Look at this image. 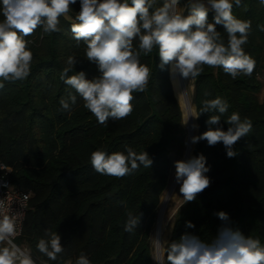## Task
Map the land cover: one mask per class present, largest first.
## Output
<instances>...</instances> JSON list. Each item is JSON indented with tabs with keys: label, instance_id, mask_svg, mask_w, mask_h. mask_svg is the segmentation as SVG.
<instances>
[{
	"label": "trees",
	"instance_id": "trees-1",
	"mask_svg": "<svg viewBox=\"0 0 264 264\" xmlns=\"http://www.w3.org/2000/svg\"><path fill=\"white\" fill-rule=\"evenodd\" d=\"M162 3L157 0V6ZM71 8L67 17L60 18L61 32L42 35L38 28L26 37L32 41L31 73L24 81L4 82L0 89V164L10 183L29 193L22 234L15 243L30 249L37 264H75L81 253L92 264H152L151 234L160 199L170 182V151L181 147L185 137L169 66L160 67L158 49L142 54L140 62L149 67L150 77L143 92L133 93L131 115L109 119L107 126L98 123L84 108L82 98L60 79L70 55H75L78 63L69 75L83 71L89 80L100 75L98 67L85 58L84 42L78 44L71 33L79 0ZM232 11L238 19L251 21L243 48L256 61L255 70L250 77L241 74L233 79L222 68L205 66L202 74L192 79L195 112L204 99L217 96L229 105L219 125L206 124L209 116L218 112L195 118L199 126L196 135L209 127L226 131V118L233 112L250 120L252 128L234 145V158L227 157L222 143L209 146L200 141L193 145L192 157H206L211 184L194 201L180 204L168 241L185 232L210 241L222 224L216 213L224 211L233 229L264 244V100L258 98L264 75V31L258 25H264V6L259 0H242ZM213 15L210 11L209 22ZM217 31L227 43L224 28L218 25ZM205 91L210 95L205 96ZM69 93L77 95L70 112L60 104ZM126 146L137 153L146 151L153 161L151 167L141 166L117 179L101 175L91 166L93 151L111 154L124 152ZM126 210L140 217L131 233L124 231ZM188 221L195 228H186ZM49 228L61 236L64 247L55 261L36 248Z\"/></svg>",
	"mask_w": 264,
	"mask_h": 264
},
{
	"label": "clouds",
	"instance_id": "clouds-1",
	"mask_svg": "<svg viewBox=\"0 0 264 264\" xmlns=\"http://www.w3.org/2000/svg\"><path fill=\"white\" fill-rule=\"evenodd\" d=\"M241 2L188 0L181 8L180 0H163L160 6L157 0H79L80 10L75 14L76 22L71 24V33L78 44L84 42L85 58L98 67L100 75L91 80L86 79L83 71L69 75L78 63L77 57L70 55L60 79L82 98L84 108L98 123L107 126L109 119L121 120L131 115L133 93L143 92L150 77V69L140 62V57L154 48L158 49L160 67L170 66L173 75L185 79L197 78L205 66L222 68L233 79L241 74L250 77L256 61L243 46L251 33V21L238 19L232 11L234 4L240 6ZM76 3L77 0H0V89L4 88V82L29 77L33 52L29 47L32 41L26 37L38 28L42 29V35L61 32L60 18L67 17ZM259 3L264 6V0ZM210 11L214 14L212 22L208 19ZM218 25L227 33V43L217 31ZM258 28L264 31V25ZM134 41H138V47H134ZM204 95L210 93L205 91ZM76 101L77 95L69 93L60 99V104L70 112ZM228 106L219 96L204 99L199 112L193 110L189 116L198 119L201 114L218 112L219 115H210L206 124L219 125ZM187 122L188 119L184 123ZM225 122L229 125L226 131L222 127H209L192 136L191 143L207 141L209 146L222 143L227 157L234 158L237 155L234 145L251 131L252 124L236 112ZM198 127L192 125L193 129ZM90 163L99 174L119 179L141 166L150 168L153 161L146 151L137 153L126 146L124 152L111 154L97 149L91 153ZM175 169V180L185 203L194 201L210 187L211 180L206 175L210 167L203 154L176 161ZM125 215L124 231L131 233L140 217L131 210H126ZM216 215L222 224L210 241L189 232L172 241L154 239L152 258L157 264H264V244L233 229L228 213L219 211ZM186 228L195 225L188 221ZM21 233L20 214L12 213L0 201V264H37L30 249L15 243ZM36 248L52 261L64 251L61 236L50 228ZM75 264L92 261L81 253Z\"/></svg>",
	"mask_w": 264,
	"mask_h": 264
},
{
	"label": "bare ground",
	"instance_id": "bare-ground-1",
	"mask_svg": "<svg viewBox=\"0 0 264 264\" xmlns=\"http://www.w3.org/2000/svg\"><path fill=\"white\" fill-rule=\"evenodd\" d=\"M169 72L171 74V85H172V89H173V93L175 98L177 99L181 111H182V120H183V124H184V128L187 131V135L185 138V161L190 159L192 157V147H193V143H191V137L195 136L196 130L197 129H193L192 125L196 124L195 122V118L189 116L190 114H192L193 110H194V105L190 102L189 96H188V92H187V86L186 83L187 81L185 80V78L181 77L179 74H175L173 75L169 69ZM188 119L187 124H185L184 122ZM178 183L175 180V176L174 179L171 183V185L168 187V190L165 194V196L162 198V203L160 205V208L158 210V226L156 227L155 230V234H154V239H159L160 241H164L166 240V234H164V229H163V218H164V214L166 212L167 206L169 201L172 199V196L175 192V189L177 188ZM171 228V227H169ZM171 231V230H170ZM169 231V233H170ZM154 239H153V246H154V250H155V245H154ZM157 264V262H156Z\"/></svg>",
	"mask_w": 264,
	"mask_h": 264
},
{
	"label": "rangeland",
	"instance_id": "rangeland-1",
	"mask_svg": "<svg viewBox=\"0 0 264 264\" xmlns=\"http://www.w3.org/2000/svg\"><path fill=\"white\" fill-rule=\"evenodd\" d=\"M185 1L186 0H180V5L179 6L181 8H184ZM185 80L187 81L186 86H187L188 96H189L190 102L192 103V95H193L192 79H185ZM182 128L185 130L184 124H183V120H182ZM196 132H197V130H196ZM186 135H187V131L185 130V137H184L182 146L181 147L180 146H174V148H172L171 151H170V156H171V159H172L173 168L171 170V176H170V179H169V181H170L169 182V186L171 185V183H172V181L174 179V176H175V172H176L175 162L183 160V156H184V153H185V144L184 143H185ZM195 136H196V133H195ZM179 187H180V185L178 184L177 188L175 189V192H174V194L172 196V199L168 203L166 212L164 214V218H163V229H164V231L163 232H164V234H166V238H165L166 240H164V241H168L169 240L170 235H171V231L170 230H172V228H173L175 215H176V213L178 211V208H179L180 204L184 201L183 197L179 193ZM166 192L161 197V199H160L161 202L160 203H162V198L165 196ZM159 208H160V206H159ZM169 227H171V228H169ZM155 230H156V224H155V227H154V229L152 231V234H151L152 241L154 239ZM169 231H170V233H169ZM154 253H155V250H154V246H153V242H152V257L154 255ZM152 264H156V261L154 259H153V263Z\"/></svg>",
	"mask_w": 264,
	"mask_h": 264
},
{
	"label": "built area",
	"instance_id": "built-area-1",
	"mask_svg": "<svg viewBox=\"0 0 264 264\" xmlns=\"http://www.w3.org/2000/svg\"><path fill=\"white\" fill-rule=\"evenodd\" d=\"M262 81H264V75L262 77ZM28 200L29 193L19 186H13L8 179L5 167L0 164V201H3L6 209H9L12 213L20 214L22 228L28 208ZM64 264L71 263L66 262Z\"/></svg>",
	"mask_w": 264,
	"mask_h": 264
},
{
	"label": "crops",
	"instance_id": "crops-1",
	"mask_svg": "<svg viewBox=\"0 0 264 264\" xmlns=\"http://www.w3.org/2000/svg\"><path fill=\"white\" fill-rule=\"evenodd\" d=\"M258 98L260 101L264 100V81H262L261 89H260V92L258 94Z\"/></svg>",
	"mask_w": 264,
	"mask_h": 264
},
{
	"label": "water",
	"instance_id": "water-1",
	"mask_svg": "<svg viewBox=\"0 0 264 264\" xmlns=\"http://www.w3.org/2000/svg\"><path fill=\"white\" fill-rule=\"evenodd\" d=\"M169 69H170V66H169ZM170 74V72H169ZM170 80H171V74H170ZM194 110H195V106H194ZM193 149V148H192ZM185 159V156H183V160ZM158 226V216H157V221H156V227ZM172 232V230H171Z\"/></svg>",
	"mask_w": 264,
	"mask_h": 264
}]
</instances>
